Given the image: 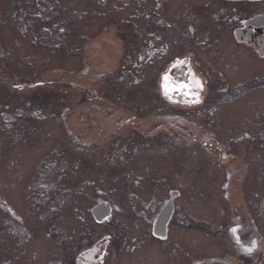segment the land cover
Listing matches in <instances>:
<instances>
[{"label": "rangeland", "instance_id": "1", "mask_svg": "<svg viewBox=\"0 0 264 264\" xmlns=\"http://www.w3.org/2000/svg\"><path fill=\"white\" fill-rule=\"evenodd\" d=\"M38 3L0 0V264H78L102 239L104 264H264L263 57L205 19L210 0H52L45 18ZM28 14L56 47L20 33ZM184 57L204 101L167 105L160 73L180 78ZM171 200L163 246L148 217Z\"/></svg>", "mask_w": 264, "mask_h": 264}, {"label": "flooded vegetation", "instance_id": "2", "mask_svg": "<svg viewBox=\"0 0 264 264\" xmlns=\"http://www.w3.org/2000/svg\"><path fill=\"white\" fill-rule=\"evenodd\" d=\"M46 1L48 3H46ZM51 1L50 0H39V3L35 8L36 11H37V9L40 10L38 12L39 17L45 18L46 14L50 15L51 12L54 13V10H52V8H51V6H53ZM155 1H157V0H155ZM159 1H163V0H159ZM194 1L198 2V0H194ZM210 1L212 2L211 3L212 6L211 5L210 6L213 7V9H211L208 14L206 12L207 17L205 19H208L211 21V15H212V12L214 10L216 12V14H214V19H213L215 21V23L217 20V16L220 17L221 14L225 15L224 17H225L226 24H219V25L223 26V28H224V30L222 31V35L230 36L241 46H247L250 48H254L253 46H250V44H248V42H251V44H253L255 47H257V49L259 50L260 56L263 57V59H264V0H262L258 3H250L252 5H256L257 9L259 10L258 13L251 15V16H249L250 10H248L247 7L245 6V5H250V4H247V2H233L232 0H210ZM167 2H166V4H167ZM142 4L143 3H140V5H142ZM161 4H162V2H161ZM40 5H44V6L50 7V8H44V7L41 8ZM14 9H15V6H14ZM167 9H168L167 6H163V9H162V5H161V9H159V10H161L160 11V17H158L157 13L155 14L156 19L158 21H160L159 24H156V28H157L158 32H163L162 30L165 28V26H167V25H164V23H163L165 21L164 16H166V10ZM142 11L136 10L133 12L132 17H134V18L139 17V16H143V15L145 17V19L143 21H141V23H140L141 25L140 24H134V25L140 32H142V30H143L144 32L152 33L150 30L152 28H154V24H152L151 22L148 21V20H151L150 17L152 15H150L148 13H144L142 15ZM218 12H220V13L218 14ZM20 13L27 14L24 12V10H20V12H19V9H18V12H13L12 15L16 14V16H18ZM55 15L56 14H54V16ZM32 18H36V16L28 14V19L22 18V19L27 20V26H25L24 29L22 28L20 30V33H23L26 36H28L30 34L33 44H36L38 41H40V43L46 47H49V48L56 47V42L54 40V38H55L54 28H50L49 30L48 29L45 30V28L40 29L43 26H41V25L37 26L36 24H33L32 21L34 19H32ZM39 20H41V19H39ZM183 24L185 25L184 22L180 21V31H181V28L184 27ZM42 25H44V24H42ZM144 28H149L150 30H146ZM22 36L25 37L24 35H22ZM229 41H231V40H229ZM122 43L126 44V41L122 42ZM184 59L187 61L180 64V78H177L175 80L174 74L169 77V81L167 82V87H168L167 95L165 94V81H164L163 77L166 74L168 75V73H166V72H167L169 66H167V68L164 72L160 73V76H159L160 83H159L158 91L160 92L161 100L164 101L167 105H168V101L170 102V100H172V102H180V106L181 105L193 106V105H200L203 103V102H201V96H204V92H205L204 86L202 88L197 87L196 84H194L192 82V75H194L195 79L200 81L201 83L203 80L199 76H197L196 66H194L195 65L194 60L190 57H187V58L184 57V58H181L180 60H184ZM260 78H261V80H259V81H261V82L264 81V76H262ZM181 84L188 85V87L181 88V87H179V85H181ZM262 85L264 86V82L262 83ZM202 101H204V100H202ZM126 125H129V124H126ZM81 126H82L81 128H87L88 129L87 131H89V129H90V134L92 133V126H90V125H81ZM79 134L81 135V137H79V139L84 137V135L81 131L79 132ZM88 136L89 135H87L85 137H88ZM103 157H104V154H103ZM171 203H173L172 200L166 202L161 207V211L164 210L165 208H167ZM175 211H176V208L174 207V213H175ZM173 216H174V214H173ZM157 217H158V215H157ZM157 217L156 216L150 217V218L148 217V224H149V228H150L149 230H150V234H151L150 237L157 244L165 246V244L167 245V242H168V235L166 236L167 238H164V239L159 238L156 236L157 233L154 230ZM110 219L107 220L104 224L108 223L110 221ZM172 220H173V218H172ZM17 221L20 222L18 219H17ZM101 225H103V224H101ZM17 233H19V232H17ZM95 246L96 245L94 244L93 247H95ZM159 252L163 254V252H161V250ZM96 253H97V250H94V255H96ZM89 261H91V260L89 259Z\"/></svg>", "mask_w": 264, "mask_h": 264}, {"label": "water", "instance_id": "3", "mask_svg": "<svg viewBox=\"0 0 264 264\" xmlns=\"http://www.w3.org/2000/svg\"><path fill=\"white\" fill-rule=\"evenodd\" d=\"M249 1H255V0H249ZM172 206H169L166 208L159 216L158 223L156 227V231L158 235H165L166 234V228L168 223L170 222V219L172 217ZM93 215L96 218L98 222H102L105 218L110 216V210L107 207H100L93 210ZM106 242H102L99 245V251L98 253L103 252L105 248ZM101 249V250H100ZM103 260V254L100 256L94 264H100Z\"/></svg>", "mask_w": 264, "mask_h": 264}, {"label": "snow or ice", "instance_id": "4", "mask_svg": "<svg viewBox=\"0 0 264 264\" xmlns=\"http://www.w3.org/2000/svg\"><path fill=\"white\" fill-rule=\"evenodd\" d=\"M179 63L182 64V63H184V62L181 61V62H179ZM163 79H164V81H165V94L167 95V91H168L167 82L169 81V76L166 74V75L163 77ZM192 82H193L194 84H196L197 87H200V88L203 87L202 83H201L200 81H198V80L195 79L194 75H192ZM179 87H181V88H185V87H188V85L181 84V85H179ZM235 231H237V230H236V229H233V232H235ZM254 243H255V242H253V244H254ZM247 250H248V251H251L250 248L247 249Z\"/></svg>", "mask_w": 264, "mask_h": 264}]
</instances>
